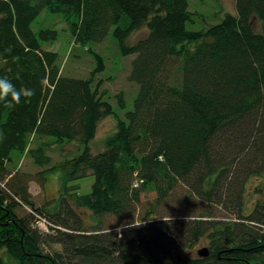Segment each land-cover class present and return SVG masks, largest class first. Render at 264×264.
<instances>
[{
  "label": "trees",
  "instance_id": "16d2710c",
  "mask_svg": "<svg viewBox=\"0 0 264 264\" xmlns=\"http://www.w3.org/2000/svg\"><path fill=\"white\" fill-rule=\"evenodd\" d=\"M234 1L236 16L189 31L187 0H0V77L34 92L15 108L0 102L2 254L15 264H264V192L249 212L243 195L250 178H264V0ZM44 10L64 17L74 44L99 43L111 32L122 56L135 55L128 76L138 87L133 109L117 120L99 154L89 144L98 123L114 116L99 90L103 81L93 83L103 59L88 48L95 60L89 78L61 76L57 54L39 43L55 41L57 32L31 30ZM143 27L147 35L127 44ZM116 97L123 109L122 93ZM33 138L50 140L29 148ZM70 142L83 146L80 155L51 166L46 149ZM229 149L240 165L225 160ZM14 152L42 168L41 185L64 168L52 208H37L28 191L32 177L8 168ZM87 171L91 192L69 193L68 183ZM228 175L241 189L227 201L215 191ZM179 183L204 202L233 203L231 217L163 216L162 203ZM141 191L155 199L136 221L130 213ZM19 206L39 220L49 217L52 234L32 228L33 216L19 217ZM76 209L88 214V226ZM102 217L115 218V226L102 228ZM202 240L208 257L187 254ZM54 244L60 252L45 251Z\"/></svg>",
  "mask_w": 264,
  "mask_h": 264
},
{
  "label": "rangeland",
  "instance_id": "374dc122",
  "mask_svg": "<svg viewBox=\"0 0 264 264\" xmlns=\"http://www.w3.org/2000/svg\"><path fill=\"white\" fill-rule=\"evenodd\" d=\"M188 11L191 14V19L186 23V29L189 31H201L205 30L211 25H215L221 21L225 14L236 16L235 1L234 0H187ZM42 29H52L57 32V39L53 42L39 41L40 47L44 51L55 52L58 57V63L60 69V75L64 77L87 79L91 71L95 66V60L88 52V48H91L103 59L104 70L100 73H96L93 76V83L96 84L98 80H102V86L100 91H105L104 100L107 101L113 108L114 116L102 119L98 123L97 133L94 140L89 144V152L92 155L99 154L103 151V141L105 137L110 135L115 130L117 120H125V114L132 111L133 101L137 95L138 87L136 84L128 80V76L131 70V63L135 58V55L122 56L120 54L116 40L112 37L111 32L99 43L89 44L85 47L74 44L73 38L69 31V25L61 14H50L45 10L33 21L31 24L32 32L37 36L38 31ZM147 35V29L141 28L133 32L126 40L129 45L134 44L137 40ZM122 93L124 108H119L117 104V94ZM50 139L41 138L37 140L33 138L30 141L29 148H35L42 142H49ZM239 142V141H238ZM83 150V146L78 142L64 143L63 145L50 146L46 149V154L51 159V166H59L67 160L77 158ZM230 152L223 154L225 160L230 163L234 162L240 165L239 161H235L236 154L229 149ZM232 152V153H231ZM13 164H9V169H13L15 165L20 173L27 174L32 177V181L28 182V191L31 196V200L34 202L37 208L44 207L50 209L58 200L59 193L61 192V181L65 173L64 168H57L56 171L51 172L45 176L43 185L40 184L41 177L37 175L42 168L34 165L32 159L28 154L19 155L12 153ZM234 170L240 172L238 167H233ZM86 176L71 181L68 183L69 187H72L69 193L75 192L78 195H87L91 192V187L94 182V178L90 171L86 172ZM232 175H228L216 188L215 193L223 196L222 200L228 199L232 196V192L241 189L234 185ZM136 183L133 184V188ZM75 187H77L75 189ZM264 192V178L252 177L246 183L243 191L244 195V207L245 212H249L253 206V203L258 198L257 196ZM155 199L154 192L148 191L140 192V202L137 204L136 209L133 210L130 215L134 219L141 217L142 211H145L146 203ZM228 201V200H227ZM221 202L220 204H214V201L204 202L197 195V192H193L190 186L179 183L175 190L169 195L167 200L163 201V209L159 210L163 216H172L183 220L191 219L200 213L211 214L215 216V219H223L231 217L234 206L233 203ZM76 212L83 217L85 226L90 223L88 214L82 210L76 209ZM36 213V212H35ZM16 214L19 217L33 216L26 207L19 206L16 208ZM38 214V213H36ZM39 215V214H38ZM129 215V216H130ZM41 220L33 216L34 220L32 228L38 230L41 234H52L50 225L47 223L49 217L39 216ZM45 223H44V222ZM40 224L42 225H38ZM102 228H111L115 226V218L102 217ZM120 231V228H116ZM206 247L205 240L198 242L187 253L192 257H196V253L199 249ZM45 251L49 253L60 252L59 245L45 246ZM1 254V258L4 264H15L14 261L6 254Z\"/></svg>",
  "mask_w": 264,
  "mask_h": 264
},
{
  "label": "clouds",
  "instance_id": "9594fccd",
  "mask_svg": "<svg viewBox=\"0 0 264 264\" xmlns=\"http://www.w3.org/2000/svg\"><path fill=\"white\" fill-rule=\"evenodd\" d=\"M33 94L32 89L25 88L23 91H19L9 78L0 77V102H3L5 106L15 108L21 103V96L28 98Z\"/></svg>",
  "mask_w": 264,
  "mask_h": 264
},
{
  "label": "water",
  "instance_id": "95a60500",
  "mask_svg": "<svg viewBox=\"0 0 264 264\" xmlns=\"http://www.w3.org/2000/svg\"><path fill=\"white\" fill-rule=\"evenodd\" d=\"M196 255L199 258H206L209 255V251L206 247H203L197 251Z\"/></svg>",
  "mask_w": 264,
  "mask_h": 264
},
{
  "label": "bare ground",
  "instance_id": "6f19581e",
  "mask_svg": "<svg viewBox=\"0 0 264 264\" xmlns=\"http://www.w3.org/2000/svg\"><path fill=\"white\" fill-rule=\"evenodd\" d=\"M135 186H136V184H135Z\"/></svg>",
  "mask_w": 264,
  "mask_h": 264
}]
</instances>
